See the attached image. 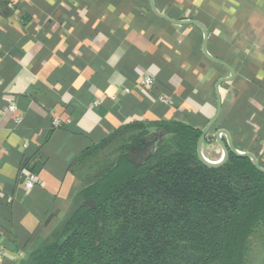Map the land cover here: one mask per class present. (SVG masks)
Instances as JSON below:
<instances>
[{"label": "crops", "instance_id": "0c3cea01", "mask_svg": "<svg viewBox=\"0 0 264 264\" xmlns=\"http://www.w3.org/2000/svg\"><path fill=\"white\" fill-rule=\"evenodd\" d=\"M146 76L152 87L139 89ZM171 121L202 133L213 123L208 160L224 155L223 132L264 169V0H0V264L59 234L79 171L139 132L101 144L143 124L129 153L142 164Z\"/></svg>", "mask_w": 264, "mask_h": 264}, {"label": "trees", "instance_id": "16d2710c", "mask_svg": "<svg viewBox=\"0 0 264 264\" xmlns=\"http://www.w3.org/2000/svg\"><path fill=\"white\" fill-rule=\"evenodd\" d=\"M171 135L143 164L129 159L142 148L146 126L119 129L104 148L130 137L80 193L83 203L60 236L22 264H249L250 240L264 225V172L229 150L226 163L200 158L202 131L179 122L159 123ZM111 217L132 228L106 250Z\"/></svg>", "mask_w": 264, "mask_h": 264}, {"label": "rangeland", "instance_id": "374dc122", "mask_svg": "<svg viewBox=\"0 0 264 264\" xmlns=\"http://www.w3.org/2000/svg\"><path fill=\"white\" fill-rule=\"evenodd\" d=\"M115 151L108 150L106 155H102L101 157L93 156L87 165L83 166V168L79 171V176L83 178V186L84 189L87 185H89L93 179L102 171V169L106 168V166L110 165L111 161L113 162L115 158L113 157ZM110 155V156H109ZM220 158L221 155H218ZM135 155H132L134 158ZM136 160V159H135ZM138 160V159H137ZM143 164V163H142ZM83 203L82 198L78 195L75 201V211L76 209ZM74 211V212H75ZM132 228L131 225H127L121 219L116 217H111L108 224L107 229V240H106V250L110 252L113 247L120 243L119 237L125 234L127 229ZM60 233L53 236V239H56L60 236ZM248 262L249 264H264V225L259 227L250 240V252L248 254ZM73 264H82L81 259L78 254L76 255V259Z\"/></svg>", "mask_w": 264, "mask_h": 264}, {"label": "water", "instance_id": "95a60500", "mask_svg": "<svg viewBox=\"0 0 264 264\" xmlns=\"http://www.w3.org/2000/svg\"><path fill=\"white\" fill-rule=\"evenodd\" d=\"M152 7L153 9L155 10V7H154V4H152ZM156 12V11H155ZM160 17H163L161 15H158ZM164 19H166L165 17H163ZM213 125V123L205 130L203 131L202 133V136L199 140V143H198V153H199V156L201 158V160L208 166L210 167H220L222 165H224L228 159V154H229V150H231L233 153L237 154V155H240V156H243V157H248L250 158L253 163L255 164V166L264 172V169L259 165L258 163V160L256 159V157L250 153H239L236 148L234 147L233 143L231 142V140L229 139L228 140V143H225L223 141V137L224 135L227 136V133H223V132H219L217 133V138H218V141L219 143L221 144V147H222V150H223V153L224 155L222 156V158L217 162H210L208 161L205 156H204V153H203V145H204V141L206 139V136H207V133L209 132V130L211 129V126Z\"/></svg>", "mask_w": 264, "mask_h": 264}, {"label": "built area", "instance_id": "2783aa9c", "mask_svg": "<svg viewBox=\"0 0 264 264\" xmlns=\"http://www.w3.org/2000/svg\"><path fill=\"white\" fill-rule=\"evenodd\" d=\"M153 83H154V80H153V78L152 77H150V76H146V77H144L142 80H141V82L138 84V88L140 89H144V90H147V89H149L150 87H152V85H153ZM160 100L163 102V103H166V104H168L170 101H169V99H167V98H165V97H161L160 98ZM8 110L10 111V112H13V113H15L16 112V110H17V107H16V105H15V103H11L9 106H8ZM217 163H218V161H217ZM25 188H26V190H32V189H34L35 187H37L38 185H39V179L37 178V177H30V178H28L26 181H25ZM1 187H2V184H1V174H0V189H1ZM2 259V255H1V253H0V260Z\"/></svg>", "mask_w": 264, "mask_h": 264}, {"label": "bare ground", "instance_id": "6f19581e", "mask_svg": "<svg viewBox=\"0 0 264 264\" xmlns=\"http://www.w3.org/2000/svg\"><path fill=\"white\" fill-rule=\"evenodd\" d=\"M206 158V157H205ZM207 159V158H206ZM208 160V159H207ZM208 161H210V160H208ZM210 162H212V161H210Z\"/></svg>", "mask_w": 264, "mask_h": 264}]
</instances>
